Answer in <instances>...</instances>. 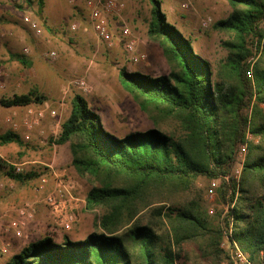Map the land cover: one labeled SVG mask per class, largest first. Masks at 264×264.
Wrapping results in <instances>:
<instances>
[{"label":"trees","instance_id":"trees-1","mask_svg":"<svg viewBox=\"0 0 264 264\" xmlns=\"http://www.w3.org/2000/svg\"><path fill=\"white\" fill-rule=\"evenodd\" d=\"M148 37L158 43L171 69L152 77L119 70L121 86L155 127L119 138L108 132L87 99L75 94L69 118L54 141L69 145L72 166L91 186L85 211L100 215L86 239L50 233L29 243L5 264H222L230 256L221 248L222 210L214 215L197 188L200 178L218 179L221 206L236 186L223 177L237 164L239 147L250 142L234 214V236L250 263L261 264L264 253V0H227L232 11L214 28L231 34L224 47L229 56L215 73L209 61L195 53L193 42L168 22L162 0H148ZM31 2V0H28ZM41 17L44 0H36ZM48 30V29H47ZM255 49V50H254ZM257 55H259L257 57ZM256 57L253 63L250 61ZM25 68L31 61L11 54ZM37 91L0 99L10 109L41 104ZM176 125L166 133L159 121ZM27 149L13 131L0 135V147ZM0 167H4L0 162ZM6 175L27 186L42 173L21 174L8 166ZM61 238L63 243H58ZM198 255L193 262L188 248Z\"/></svg>","mask_w":264,"mask_h":264},{"label":"rangeland","instance_id":"rangeland-1","mask_svg":"<svg viewBox=\"0 0 264 264\" xmlns=\"http://www.w3.org/2000/svg\"><path fill=\"white\" fill-rule=\"evenodd\" d=\"M74 1V3H77V0ZM187 1L189 8L184 9L182 8L184 0H162L163 11L167 16L168 22L177 27L185 37L193 42V49L195 53L209 61L213 71L216 73L221 64L224 63L229 56V52L224 47L223 43L228 39H231L232 36L229 33L216 30L214 25L220 20L227 19L231 14L232 9L227 0ZM79 3L82 6L81 10H83L84 16L81 20L71 19L69 23H64L62 28L64 33L60 35L55 34V36L51 39L54 43H47V47L40 50L38 55L40 58L36 63L37 71L35 72V76L31 79V83L28 84V81H26L25 84H22L21 88H13L14 90L8 91V84L4 81L6 84V90L0 94V99L12 97L14 92L26 94L23 92H27L29 89L30 92L37 91L41 95L42 93L49 95L54 92L52 85L57 86V84L60 83V85L65 87L67 91L65 96L66 104L70 106L71 99L75 94L84 96L87 99L90 108L101 117L104 128L106 126H113L115 130L112 129L111 131L119 137H125L131 133L145 132L153 129L155 127L153 119L150 118L148 114L142 112L140 106L137 102H135L133 97L121 86L118 75L119 70L123 67H126L131 72H139L152 77L169 75L171 69L166 59H164L165 57L161 47L158 43L150 39L149 41L147 40L143 43L142 39L132 31L130 25H128V28L138 39L136 54L145 55V60L134 61L132 59V56L124 48L125 41L123 40L122 34H120V37L118 38L122 43L113 48H108L103 41L97 39V37L94 41L93 38L95 35L92 30L90 10L86 6V0H79ZM129 3H138V12L141 14L143 19H145L147 24L150 18L149 1L129 0ZM14 9L17 10L16 5L14 6ZM29 16L33 18L32 15ZM36 18L39 22V18ZM205 19L211 20L208 28H202V22ZM2 24L3 23H0V25ZM13 24L19 25L17 22H14ZM73 26H75V29H73ZM26 28L30 30L28 26ZM125 28L126 27L120 28L122 33ZM44 33L41 37L39 36L40 40H43L42 37L45 35ZM72 34H74V36L79 34L81 36L83 34L85 40L81 39L82 41H80L78 40L79 38H74ZM0 46L4 56L8 57L7 52H9V48L7 45H4L3 40H0ZM25 48H27V45L20 47V53L12 54H22L28 58L30 55L24 54ZM50 52H55L58 56L61 55L60 59L62 57L63 61L68 60L70 64L65 65H69V70H64L63 72L64 62L59 63V58L54 61L48 59L46 54ZM68 53H71L72 56L66 55ZM258 56L259 55H257V57ZM250 61L254 63L256 61V57L252 58ZM2 63H9V65L4 66V69H8V73H10V75L21 78V74L26 73V68L19 62L14 61L13 63L10 60H6ZM2 67L3 65L0 63V69ZM46 77L49 78V81H46ZM77 78H84L87 81L89 86L88 92H82L72 85L73 81ZM13 83L14 85H16V83L18 84V80H14ZM53 101L62 103V101L57 98H54ZM50 105L57 108L58 104L50 103ZM97 108L101 109V114L98 112ZM261 109L264 110L262 106ZM10 112L11 109H6L0 106V135L6 131H12L11 127H9V125L5 122V118L10 114ZM159 126L168 134L173 133L177 128L172 121L166 119L162 121L160 120ZM21 133L22 131L19 134L20 136ZM250 142L261 144V140L259 138H255L252 134L248 133L247 142L239 147L236 159L239 157L241 147L246 146L247 152L244 156V160L246 161L249 153ZM53 143L54 141L50 140L49 144L51 146ZM49 144L47 142L46 145L41 146L40 148L50 147ZM27 145L31 148V150L35 148V146L31 143ZM13 147L14 146L0 147V162L4 166L0 167V194L3 200L9 199L10 195L18 193L23 188V186H19L6 175L8 166L11 165L14 167L15 165L23 164V161L18 158V154ZM33 166L34 165H23V168L26 172H30ZM212 181H209L206 178H200L197 182V188L201 192L204 206L209 209V213L213 210V213L211 214L214 215L222 210V206L220 205L221 202H219L218 196L215 197L214 201H211L207 196V192L211 187ZM99 215V212L89 213L84 209H79L74 212L75 217L72 229L66 230L63 227L61 220L57 218L51 220L48 229L50 233L68 235L72 241L83 240L86 239L88 235L75 234L82 231H94ZM216 221L217 224H221V220L216 219ZM57 242L63 243V240L57 239ZM224 251L228 254L226 250ZM262 254L263 256H261ZM262 254L260 255L259 260L261 264L264 262V253ZM188 255L193 262H197L198 255L195 248L189 247ZM222 264L235 263L230 257L229 262L225 261Z\"/></svg>","mask_w":264,"mask_h":264},{"label":"crops","instance_id":"crops-1","mask_svg":"<svg viewBox=\"0 0 264 264\" xmlns=\"http://www.w3.org/2000/svg\"><path fill=\"white\" fill-rule=\"evenodd\" d=\"M121 1L125 4V11L122 14L110 17L109 19V28L112 36L115 39H118L120 34H122L120 28L128 27V25H130L132 31L142 39L143 43L147 40L149 41L148 22L146 24L145 19H143L138 12V3H129V0ZM74 2V0H44L43 13L42 16L38 18L39 22L44 27L45 33H43L45 35L42 37L43 40H40V38L27 29V26L23 23V19L29 15H32L33 18L37 19L35 13L38 8L36 0H31V2H28V0H0V23H3L0 25V32L3 35L0 40H3L4 45H7L9 48V52H7L8 57H5L0 46V63L3 65L1 70L4 73L1 80L8 84V91L14 90L13 88H21L22 84H25L26 81H28V84L31 83V79L35 76V72L37 71L36 63L40 58L38 56L40 50L47 47V43H54L51 39L55 34L60 35L64 33V30L62 29L64 23H69L71 19L81 20L84 16L79 0H77V3ZM15 5L17 10L14 9ZM14 22H17L19 25H14ZM74 34H72V36H74ZM76 37L79 38L78 40L80 41L85 40L83 34L81 36L80 34L77 36L75 35L74 38ZM95 39L96 36L93 40L95 41ZM23 45H27V48L25 49H29L30 51L28 54L30 57H28V59L31 61L32 65L31 67L26 68V73L21 74V78H18L17 76L10 75L8 69H4V66L9 65V63L2 62L10 60V55L12 53H20V47ZM66 55L72 56L71 53ZM60 56L61 55L58 56V61L59 63L64 62L63 72L64 70H69V65L67 66L65 64L70 63L68 60L63 61L62 57L60 59ZM12 62L14 63V61ZM45 79L46 81H49L48 77ZM14 80H18V84L16 83V85H14ZM52 87L54 92L49 95L42 93V95L46 98L45 104H58V118L56 120L50 119L42 124V127L40 128L41 130L35 133L34 141L31 143L35 146L33 150H31L30 147L27 149L20 148L15 144H10L8 146H14L13 148L18 154V158L23 161L22 165H34L31 171H37L49 175L51 188L61 180L69 182V184L74 187V199H72V201L69 200L67 207H73L75 209L74 212L79 209L85 210L87 195L92 186L86 180L82 179L72 166V155L69 145L60 146L53 143L51 146L49 144L50 140L55 141L59 137L62 132V127L69 118L71 111V106L65 103V96L67 94L65 87L60 85V83H58L57 86L52 85ZM29 90L23 93L27 94L30 92ZM15 94L21 93L14 92L13 95ZM54 98L61 100L62 103L54 102ZM50 106L52 107V105ZM97 110L101 114V109L97 108ZM105 128L108 132L116 135L111 131L112 129L115 130L113 126H106ZM45 142L46 144L48 142L50 147L40 148L41 146H44ZM39 143H42V145ZM37 180L38 179L23 187L18 193L10 195V198L7 200H3L0 194V264H5L12 256L19 254L29 243L45 238L50 234L48 228L51 220L56 218L59 219L61 217V212L53 214L52 211L44 205L41 196L34 191L33 187L37 183ZM28 206L33 210V216L26 219V226L23 230L24 237L16 238L13 231L9 229V224L12 219L20 218L17 212L18 209ZM92 232L93 231H82L75 235H89ZM4 245L9 246L7 254H4L2 251Z\"/></svg>","mask_w":264,"mask_h":264},{"label":"built area","instance_id":"built-area-1","mask_svg":"<svg viewBox=\"0 0 264 264\" xmlns=\"http://www.w3.org/2000/svg\"><path fill=\"white\" fill-rule=\"evenodd\" d=\"M86 6L90 10L92 30L95 36L99 40L103 41L108 48H113L121 44V40L115 39L110 32L109 18L122 14L125 10V4L120 0H86ZM182 8H189L187 0H184L182 3ZM210 22V19H205L202 22V28H208ZM24 23L36 36L39 37L43 34V27L37 19L26 16L24 18ZM73 29H75V26H73ZM122 36L125 41L124 48L132 56V59L134 61L145 60V55L136 54L138 39L128 27L123 30ZM2 37L3 35L0 33V38ZM29 52V49L24 50V54H29ZM46 57L54 61L58 58V55L55 52H50L46 54ZM3 74V71L0 69V94L6 90V84L3 80H1L4 76ZM72 85L82 92L89 91L88 83L84 78L75 79ZM58 116L59 111L57 108L51 107L49 104L45 103H32L27 106L11 108V112L5 118V122L9 125V127H11L13 132L20 134L22 131L21 137L23 141L30 144L34 141L35 133L41 130L40 128L42 127V124L50 119L56 120ZM39 144L42 145V143ZM44 145H46V142ZM246 152V146L241 147L239 157L237 159V165L233 169L231 175L222 178L227 185H231L233 182L237 190L234 198H232V189L229 190L226 202L222 206V215L220 218L223 234L221 246L228 252L231 260L235 264H252L249 261V256L240 250L238 242L234 236L235 221L233 210L235 209L239 196L240 182L245 164L244 156ZM14 172L16 174H21L25 173L26 170L23 168V165H15ZM218 187V179L213 180L211 187L207 192V196L211 201H214L215 197L218 196ZM73 190L74 187L69 184V182L64 180L57 182V184L51 188L50 176L47 174L40 175L34 186V191L41 196L42 202L49 208V210L52 211L53 214L62 213L59 219L66 230L72 229V225L74 223L75 209L73 207H67L69 200L72 201V199H74ZM17 212L20 218L12 219L9 224V229L13 231L16 238H23V230L26 226V219L33 216V210L28 206L18 209ZM210 213H213V210H211ZM8 250L9 246L4 245L2 248L3 253L7 254ZM261 256H263V254Z\"/></svg>","mask_w":264,"mask_h":264}]
</instances>
